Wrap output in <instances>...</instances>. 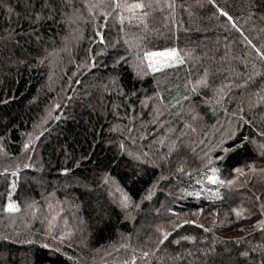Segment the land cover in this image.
<instances>
[{
  "label": "trees",
  "instance_id": "obj_1",
  "mask_svg": "<svg viewBox=\"0 0 264 264\" xmlns=\"http://www.w3.org/2000/svg\"><path fill=\"white\" fill-rule=\"evenodd\" d=\"M46 2L0 0V264H264V0Z\"/></svg>",
  "mask_w": 264,
  "mask_h": 264
},
{
  "label": "snow or ice",
  "instance_id": "obj_2",
  "mask_svg": "<svg viewBox=\"0 0 264 264\" xmlns=\"http://www.w3.org/2000/svg\"><path fill=\"white\" fill-rule=\"evenodd\" d=\"M45 6H47V2L45 0ZM115 7L117 8H121L123 10H126L127 12H129L131 14V16L129 17L131 18H139V19H143V17H145L147 15L146 12L141 11L139 13V16L137 17V9H144L146 7V5L142 2V0H133V2L128 3V2H124L121 3L120 0H117ZM44 7H41V9L37 12H35V20L34 23H38L39 21H41L42 19H44ZM225 16H228V13H224ZM121 21H123L124 17L121 16L120 17ZM229 19H231V17L229 16ZM145 56L148 58V60L150 61L148 67L152 69V71H157V67L156 64L152 63V58L153 57H165L167 59H165L163 62H161V66H166L168 63V59H171L172 61H174L177 64H182L183 58L180 57L177 53L176 49H166L163 52H151V53H145ZM262 99H264V97H262ZM27 146V145H26ZM25 167H28V165H25ZM254 170V169H253ZM65 172L68 171V169H64ZM239 171V169L237 170ZM213 172H215V169H213ZM208 180L212 181L213 183L217 182V177L215 175H210L207 177ZM219 183L223 184L224 181H219ZM229 184H231V181H228ZM193 195L199 196L200 193L196 192V193H192ZM127 200V197H125V201ZM7 211H18V207L16 205H14L11 201L8 203L7 207H6ZM237 211V215L240 214V212L242 211V209H238ZM188 221H184V223H187ZM192 223H195V221H192ZM180 225L177 224L176 227H179ZM161 231H163V229H161ZM168 234L165 233V236H167ZM161 243H163V240L161 241ZM145 256L148 255V253H144ZM246 255V253H245ZM135 259V258H134Z\"/></svg>",
  "mask_w": 264,
  "mask_h": 264
}]
</instances>
